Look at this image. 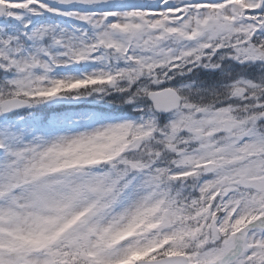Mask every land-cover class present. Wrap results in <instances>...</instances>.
<instances>
[{"label":"snow or ice","instance_id":"6c2138e0","mask_svg":"<svg viewBox=\"0 0 264 264\" xmlns=\"http://www.w3.org/2000/svg\"><path fill=\"white\" fill-rule=\"evenodd\" d=\"M0 264H264V0H0Z\"/></svg>","mask_w":264,"mask_h":264}]
</instances>
